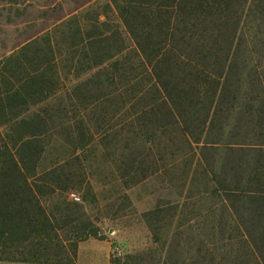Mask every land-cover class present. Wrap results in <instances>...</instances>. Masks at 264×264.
<instances>
[{
    "label": "trees",
    "instance_id": "1",
    "mask_svg": "<svg viewBox=\"0 0 264 264\" xmlns=\"http://www.w3.org/2000/svg\"><path fill=\"white\" fill-rule=\"evenodd\" d=\"M65 1L0 5L63 13ZM98 1L77 3L58 19V33L33 37L0 66V264H75L79 242L98 235L83 208L63 197L85 183L80 161L44 177L39 160L28 164L43 154L50 123L67 119L91 142L118 116L143 122L142 132L128 130L130 141L153 143L169 129L173 154L192 156L222 205L209 210L213 219L248 244L255 234L264 243V0ZM71 74L79 83L64 98ZM49 100L57 111L23 118L29 103ZM251 102L263 105L240 111ZM55 196L53 208L41 203ZM252 250L257 261L260 249Z\"/></svg>",
    "mask_w": 264,
    "mask_h": 264
},
{
    "label": "rangeland",
    "instance_id": "2",
    "mask_svg": "<svg viewBox=\"0 0 264 264\" xmlns=\"http://www.w3.org/2000/svg\"><path fill=\"white\" fill-rule=\"evenodd\" d=\"M82 1L66 0L63 13L51 7L0 5V66L33 37L59 32L58 19L74 12ZM97 4L103 7L105 2ZM67 76L60 95L64 98L71 96L79 83L74 74ZM65 103L68 111L75 112L69 100ZM263 103H241L240 111L250 106L260 108ZM29 105L23 116L28 120L33 114L42 117L46 108L58 109L57 101L50 100ZM88 115L94 123L95 115ZM77 125L82 133L78 122L50 123L46 139L40 141L43 154L28 161L34 166L39 160L36 173L42 177L53 166L75 158L80 161L85 183L82 189H73L63 197L83 208L98 235L79 242L75 264H264L261 235H253L255 243L248 244L232 226L219 225L222 218L213 219L209 210L222 205L210 193L207 177L200 175L202 170L192 165V156L173 154L169 129H162L163 134L153 143L130 141L128 130L142 132L143 122L118 116L104 131L95 132L91 142L89 136L85 135L86 141L78 134ZM23 153L28 159L32 151ZM73 164L76 169L77 163ZM73 195L80 201H74ZM59 200L55 196L41 199V203L51 209ZM255 245L260 249L257 255H261L257 261L251 255ZM116 249L122 255H117Z\"/></svg>",
    "mask_w": 264,
    "mask_h": 264
},
{
    "label": "built area",
    "instance_id": "3",
    "mask_svg": "<svg viewBox=\"0 0 264 264\" xmlns=\"http://www.w3.org/2000/svg\"><path fill=\"white\" fill-rule=\"evenodd\" d=\"M73 200L76 201V202H79L80 201V198H78L75 195H73ZM116 252H117V255H119V256L122 255L121 250L116 249Z\"/></svg>",
    "mask_w": 264,
    "mask_h": 264
}]
</instances>
